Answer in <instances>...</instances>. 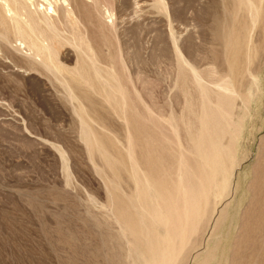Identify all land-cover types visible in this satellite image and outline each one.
Instances as JSON below:
<instances>
[{"label":"rangeland","instance_id":"1","mask_svg":"<svg viewBox=\"0 0 264 264\" xmlns=\"http://www.w3.org/2000/svg\"><path fill=\"white\" fill-rule=\"evenodd\" d=\"M263 1L5 13L0 264H264Z\"/></svg>","mask_w":264,"mask_h":264},{"label":"bare ground","instance_id":"2","mask_svg":"<svg viewBox=\"0 0 264 264\" xmlns=\"http://www.w3.org/2000/svg\"><path fill=\"white\" fill-rule=\"evenodd\" d=\"M29 1V0H28ZM69 1V0H68ZM246 1V3H247V5L249 6V8H250V10H249V13H248V15L250 16L249 18L251 19L250 20V26H249V32H248V37H249V39H248V41H250V38L252 39V36L253 35H251V32L253 31V29H254V27L256 26V21L257 22H259L258 21V15H259V13H260V11L258 10L259 8V6H258V0L256 1V0H245ZM264 2V1H263ZM32 3V2H31ZM239 3H241V2H239ZM243 3V2H242ZM241 3V4H242ZM259 3H260V1H259ZM33 4V3H32ZM240 4V5H241ZM245 5V2L243 3V6ZM261 8V11H263V9H262V5L260 6ZM246 9V8H245ZM46 10V9H45ZM68 10V9H67ZM247 11V10H246ZM48 12V11H47ZM248 12V11H247ZM9 14V13H11L10 15H9V18L10 19H12L14 22H13V25H15V27L16 28H18L19 30H22L21 31V34H24V33H26V29H25V26H24V20L21 18V16H26L27 17V19L28 20H30V21H35L37 18H41L42 20H45V22L46 23H50V19H51V16L50 15H48V14H46V12L44 11V10H38V9H35V10H32L31 8H30V6L28 5V3H27V0H0V23L1 24H3L4 26H8V16H6V14ZM233 14V13H232ZM234 16V15H233ZM261 17V16H260ZM259 17V18H260ZM260 20V19H259ZM38 21V20H37ZM29 22V21H28ZM262 22H263V20H262ZM261 22V23H262ZM260 22H259V24L258 25H260L261 24ZM246 24V23H245ZM257 25V26H258ZM28 26H31V22H29L28 23ZM34 26V25H33ZM39 26V25H38ZM256 26V27H257ZM240 27V26H239ZM255 27V28H256ZM256 30L258 31V28H256ZM255 31V30H254ZM256 31V32H257ZM238 33V32H237ZM240 34V33H239ZM243 34V33H242ZM241 35V34H240ZM255 35V34H254ZM237 36V35H236ZM240 37V36H239ZM254 37V36H253ZM237 38V37H236ZM30 39H31V37H30ZM51 39V38H50ZM44 40V39H43ZM232 40H233V38H232ZM238 40V39H237ZM27 41V40H26ZM248 41H247V43H248ZM31 42V41H30ZM52 42H53V40H52ZM32 43V42H31ZM44 43H46V41H44ZM254 43V41L252 42V44ZM249 44V43H248ZM251 44V45H252ZM255 44V43H254ZM34 45L36 46V48H37V52H39V51H41V53H45L44 54V57H45V55H47V51H49V46H48V44L46 43V44H36V43H34ZM54 45V44H53ZM256 46V45H255ZM246 47V46H245ZM254 47V46H253ZM250 48V47H249ZM255 48V47H254ZM35 50V49H34ZM51 50V49H50ZM233 50V49H232ZM249 51V50H248ZM252 51V50H251ZM250 51V52H251ZM36 52V51H35ZM36 52V53H37ZM255 52V51H254ZM54 53V52H53ZM42 54V55H43ZM51 54V53H50ZM55 54V53H54ZM249 54H251V53H249ZM246 55V54H245ZM38 56V55H37ZM247 56V55H246ZM47 57V56H46ZM45 57V58H46ZM54 57V56H53ZM47 59V58H46ZM49 59V58H48ZM235 61V60H234ZM240 61V60H239ZM47 62H48V60H47ZM237 69V68H236ZM71 76V75H70ZM88 77V76H87ZM98 85V84H97ZM228 87V86H227ZM234 91V90H233ZM101 92V91H100ZM73 104V103H72ZM206 116V115H205ZM223 118V117H222ZM203 119V118H202ZM200 138V137H199ZM93 139V138H92ZM91 140V139H90ZM201 141V140H200ZM96 142V141H95ZM212 143V142H211ZM216 143V142H215ZM196 145V144H195ZM213 146H214V144H213ZM217 146V145H216ZM215 147V146H214ZM217 148V147H216ZM212 149V148H211ZM220 149V148H219ZM213 150V149H212ZM216 150V149H215ZM210 151V150H209ZM228 151V150H227ZM215 152H219L220 153V151H215ZM215 152H213V153H215ZM219 153H218V155H219ZM222 153H224V152H222ZM221 153V154H222ZM211 154H212V152H211ZM215 155V154H214ZM217 155V154H216ZM113 157V156H112ZM129 157V156H128ZM217 157V156H216ZM115 158V157H114ZM199 158V157H198ZM210 158V157H209ZM214 158V157H213ZM207 159V158H206ZM214 160V159H213ZM213 160H209L210 162H212ZM136 161V160H135ZM137 162V161H136ZM218 162V161H217ZM211 165V164H210ZM213 165H215V164H213ZM220 165V164H219ZM223 165V164H222ZM119 166V165H118ZM136 165H134V167H135ZM216 166H218V163H217V165ZM207 167V166H206ZM133 168V167H132ZM136 168L138 169V167L136 166ZM213 168H215L214 166H213ZM212 168V169H213ZM118 169V168H117ZM116 169V170H117ZM219 169V168H218ZM119 170V169H118ZM214 170V169H213ZM224 170V169H223ZM135 171V170H134ZM137 171V170H136ZM135 171V172H136ZM214 171H217V170H214ZM120 173V172H119ZM136 179V178H135ZM215 179V178H214ZM137 181V180H136ZM217 182V181H216ZM143 260V259H142ZM146 260V259H145ZM145 260H144V262H145ZM168 260V259H167ZM163 261L165 262V260L163 259ZM152 262V261H151ZM167 262V261H166ZM154 264H157V262L155 263V262H153ZM159 264V263H158Z\"/></svg>","mask_w":264,"mask_h":264}]
</instances>
